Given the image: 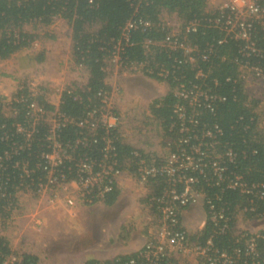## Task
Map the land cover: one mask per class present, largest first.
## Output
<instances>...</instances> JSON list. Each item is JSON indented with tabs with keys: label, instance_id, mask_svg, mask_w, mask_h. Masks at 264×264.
Instances as JSON below:
<instances>
[{
	"label": "trees",
	"instance_id": "trees-1",
	"mask_svg": "<svg viewBox=\"0 0 264 264\" xmlns=\"http://www.w3.org/2000/svg\"><path fill=\"white\" fill-rule=\"evenodd\" d=\"M261 3L264 6V2ZM207 5L208 0H94L92 4L89 0H0V60H6L32 44L35 35L26 30L27 25L48 26L56 17L65 19L72 30L74 64L85 68L88 79L83 88L76 87L70 94L67 91L61 94L59 110L73 119H82L98 110L102 106L103 96L111 92L106 83L107 63L129 20L142 17L156 25L163 12L177 15L186 24L199 20L200 25L195 33L181 37L199 51L195 54L194 63L187 61L181 51L169 53L159 46H150L146 50L144 41L155 44L165 37L166 31L157 26L144 32L141 29L132 31L122 59L129 65H144L146 75L165 82L169 87V91L163 97L152 100L147 109L148 118L156 123L161 139L165 140L163 145L171 142L173 153L180 152L181 147L190 153L192 145H198L202 152L208 154L203 158L201 168L187 172L198 179L193 188L203 199L202 207L206 215L204 226L191 234L183 226L181 216L182 230L190 233L193 241L204 246L212 241L209 254L218 259L217 264H253V259L264 263V231L256 234L241 231L238 234L239 230L236 229L239 213L249 220L264 218V110L259 99L249 102V95L239 80L240 68L246 63L264 69V28L254 23L252 41L258 53L248 56L241 51L242 41L228 38L219 44L225 35L209 22L215 15L206 13ZM207 51L211 52L206 53L208 59L204 61L201 57ZM198 70L203 72V78L196 77ZM193 85H198L214 98L211 109L206 107L204 101L201 106L193 108L187 100L178 96L177 90H190ZM32 102L38 103L45 111L56 109L45 96L39 94L33 97L26 87L8 103L11 113L0 106V159L7 152L11 156L9 160L3 158L0 169V189L6 193V198H0V220L4 223L12 218L11 210L19 190L29 188L36 191L39 184L46 182L45 172L38 168L41 155L51 153L44 142L46 129L38 127L30 143L16 131L17 125H24L28 121V106ZM181 107L186 112L185 125L190 130L189 134L180 132L182 122L177 109ZM206 131L211 132V137L206 136ZM112 134L118 162L122 168L128 166L129 174L139 176L140 158L135 157V152L140 153L147 165L154 160L157 167L163 164L164 157L160 154L138 150L117 130ZM86 136V131L76 126L64 128L59 133L60 142L68 148L73 158V161L65 160L59 170L66 174L73 171L70 178L77 175L74 173L77 171L75 161L98 163L103 158L105 130L100 128L96 131L93 137L96 143L89 141L87 146L77 143ZM185 138L190 140L189 146L181 144L180 141ZM227 153H231L232 158ZM215 156L219 157L216 161L224 169L223 179H219L212 170L211 163ZM16 163H19L18 169L12 168ZM24 164L33 171L30 177L33 181L21 178ZM8 178L11 181H7ZM40 178L42 180L39 181ZM237 178L241 179L242 187L233 189L230 183ZM146 186L148 193L141 202L151 215L155 206L149 207V199L161 196L169 188V183L167 177H148ZM182 189L183 185L177 184L179 193ZM119 194L118 188L109 193L104 205L113 206ZM252 240L258 255L254 258L247 255L248 243ZM212 251H218L217 256ZM224 252L230 256L232 263L220 259V254ZM138 254L118 255L104 262L89 259L85 264H117V260L125 262L137 258ZM12 255L9 241L1 237L0 264H4ZM16 257L14 264H44L34 254L23 253Z\"/></svg>",
	"mask_w": 264,
	"mask_h": 264
},
{
	"label": "built area",
	"instance_id": "built-area-1",
	"mask_svg": "<svg viewBox=\"0 0 264 264\" xmlns=\"http://www.w3.org/2000/svg\"><path fill=\"white\" fill-rule=\"evenodd\" d=\"M261 1L264 2V0H228L218 9H215V11H206L207 14L215 15V18L209 20V22H212L214 26L224 32V39L219 44L226 42L228 38L234 39L242 41L243 46L241 51L246 55L258 53L252 41V28L255 22L264 28V6ZM89 3H94V0H89ZM174 15L163 12L159 16L156 25L142 17H135L129 20L122 29L121 40L113 47L114 51L109 63L117 67L116 70L120 68H136L143 71L145 69L144 65L126 64L122 59V52L130 40L132 31L141 29L144 32L153 26L166 31L165 37L161 42L155 44L149 40L144 41L143 47L146 50H149L150 46H159L162 50L169 53L181 51L187 61L194 63L195 54L199 51L196 46L188 45L181 37H184L183 34L195 33L200 25V21L194 20L186 24L178 18L179 23L177 22V26H175L172 21ZM210 52H205L201 57L202 60H207L208 55L206 53L209 54ZM147 71L151 73V71ZM203 76V72L198 70L196 77L203 78ZM239 80L243 83L249 95L248 100L251 102L255 99L253 95H250L251 89H256L258 85L264 86V69L246 63L240 68ZM30 86H33V84L27 83L25 85L32 96L36 97L37 95H35L33 88H30ZM23 88L21 87L17 93ZM67 88L57 90L59 101L57 104L52 103L56 108L54 111H45L38 103L32 102L28 106V121L24 125L16 126L17 133L21 134L27 143L32 141L34 134L38 132V127H44L46 129L44 142L51 149V153L41 155V163L38 164V168L46 174L44 177L46 182L39 184L36 191H32L29 188L19 190L17 196L20 193H31L38 196L46 195L48 203H51L53 200H57V202L64 201L63 204L73 211L78 205H92L96 202L104 203L106 196L118 188L119 179L126 174L137 178L145 186L148 177H167L169 188L161 196H153L149 199V207L155 206L154 213L151 212L152 218L150 221L155 231L144 248L139 252L137 258H131L125 262L117 260V264H217L218 259L213 258V255L209 254L213 246L212 241H208L206 246L195 242L191 239V234L182 230V225H180L181 211L199 204L200 200H202V196L193 188L198 179L188 175L187 172L201 168V162L203 158L208 157V154L202 152L198 145H192L190 153H187L182 147L179 148L180 152L173 153L171 150L172 143L168 142L166 145V147L168 146V154L164 157V162L160 167L155 166V160L147 165V161L142 158L140 153L135 152V157L140 158V167L137 172L139 176L129 174L127 170L128 166H126L127 168H122L118 162L115 138L111 136L115 130L119 131L120 135L123 132V118L116 111L111 94L103 96L101 100L102 106L98 110L88 113L82 119H73L59 110L61 94L64 91L70 94L71 90L74 89L72 86L69 89ZM177 94L181 99L187 100L188 104L193 108L201 106L202 101H204L206 107L211 109V101L214 99L209 95V92L201 90L198 85H193L190 90L179 89L177 90ZM0 106L5 112L11 113L8 103L1 101V99ZM177 113L178 118L182 122L180 132L189 134L190 130L185 125V109L183 107L178 108ZM191 121L193 122L194 119L192 118ZM69 126H76L82 131H86L87 136L92 137L87 138L86 136L77 140V143L83 146H87L89 141L96 143L93 137L98 129L101 128L106 132V136L102 139L104 141V148L102 149L103 158L101 161L98 163L88 160L75 161V169L77 170L74 171L77 174L75 178H70L73 171L66 174L59 170V167L65 160L73 161L68 148L64 147L59 140V133ZM206 136L211 137V132L206 131ZM180 142L186 146L190 145L188 138ZM196 155L199 156L198 159L195 158ZM227 155L232 158L231 153H227ZM3 158L5 160L11 159L10 153H5V157ZM3 158L0 159V169L2 168ZM218 158V156L213 158L211 167L214 174L219 179H223L222 173L224 169L216 161ZM18 166L19 163H16L12 168L18 169ZM32 172L24 164L22 166L21 178H30ZM30 180L33 181L32 178ZM240 180V178H237L232 181L230 187L233 189L241 188L242 184ZM7 181H11V179L8 178ZM177 184L183 185L180 193L177 191ZM14 189L17 190L18 188L14 187ZM0 198H6V193L2 192L1 189ZM57 198H62L63 201ZM10 206L12 207L13 204H10ZM11 219L5 223L0 220V239L4 237L3 229L7 227V223ZM238 234H241V231H238ZM212 252L217 256L218 251ZM247 255L253 258L258 256L256 254V244L253 240L248 243ZM221 258L224 259L225 263H232L230 256L225 252L220 254ZM190 259H193V262ZM16 260V256L12 255L4 264H14ZM253 264L264 263L253 259Z\"/></svg>",
	"mask_w": 264,
	"mask_h": 264
},
{
	"label": "rangeland",
	"instance_id": "rangeland-1",
	"mask_svg": "<svg viewBox=\"0 0 264 264\" xmlns=\"http://www.w3.org/2000/svg\"><path fill=\"white\" fill-rule=\"evenodd\" d=\"M221 1L210 0L208 11H215L227 0ZM172 21L175 26H177V22L179 23V19L175 15L172 17ZM31 29L33 28L26 26V30L31 32ZM52 44L54 45V43ZM67 49V47L55 49L50 57L51 62L44 66V73L37 71L40 75L43 74V77L46 76L47 80H40L39 85L37 84L33 88L35 95L42 94L47 101L55 102L53 98L59 96L57 90L71 86L83 88L87 84L88 75L85 68L74 66L69 62L72 54L71 51L68 53ZM107 64L106 83L111 88L113 105L123 118V138H128V143L134 144L138 150L166 157L168 151L167 147L163 145L165 140L161 139L156 123L148 118L147 109L152 100L163 97L169 91L168 85L149 77L140 69L120 68L116 70L117 67L109 62ZM20 80L15 92L7 95L0 94L1 101L9 103L17 95V91L21 87H25L24 80ZM250 95L257 99L262 98L260 100L261 109L264 110V86L258 85L256 89L252 88ZM119 187H122L119 202L112 208L105 206L104 203L96 202L92 205H78L72 211L63 204L62 198L57 199L63 202L53 200L51 203H47L46 200L42 202L26 197L18 204L20 216L16 223H9V221L5 228L7 229L5 233L7 236L9 235L8 238L11 241L10 247L13 256L35 253L44 264H85L89 259H97L100 262L114 259L120 255L119 251L126 249L122 248L123 244L121 243L122 237L127 233L125 229L128 228V233H131L130 228L134 224L138 225V219L141 220L142 225L146 226L152 218L148 208L145 209L141 202V199H144L148 193L147 186L137 178L126 174L119 179ZM123 202L129 203V206L125 204L127 209L125 208L126 212L122 215L120 211L123 208ZM132 202L140 206L141 218H139ZM202 202L203 199L199 204L191 206L189 210L201 213ZM40 203H42V207ZM57 205H61L63 208ZM37 208L40 209L37 210ZM183 211H181V216ZM127 213L126 221L130 219L131 224L124 225L123 220L120 221ZM195 213H192V216ZM199 222L200 220L191 219L188 216L183 217V226L191 234L194 233L191 231L192 228H195ZM147 227L152 235L155 231L153 225L148 223L145 229ZM236 229L253 233L264 231V218L249 220L244 214L239 213ZM137 238L139 239V237ZM190 260L193 262V259Z\"/></svg>",
	"mask_w": 264,
	"mask_h": 264
},
{
	"label": "crops",
	"instance_id": "crops-1",
	"mask_svg": "<svg viewBox=\"0 0 264 264\" xmlns=\"http://www.w3.org/2000/svg\"><path fill=\"white\" fill-rule=\"evenodd\" d=\"M209 1L210 0H208V5H207V9H206L207 12H209L208 11ZM28 26L33 28V29H31V33L35 35V40L32 42V44L29 47H26V48L18 51L17 53L12 55L10 58H8L6 60H0V94L1 95L10 94L13 91L15 92L18 89V86H19L18 83L21 81L20 79L24 80V82H25L24 85H27V83L33 84V86H30V88H35L37 86V84L39 85L38 82L40 80H47L46 76H45L46 78L43 77L42 76L43 74L40 75L37 71H42L44 73V70H45L44 66H46L47 64H49V62H51L50 57L52 56L53 51L55 49H57L58 47H60V48L67 47L68 53H70V51H71V54H72V52H73L72 30L70 29V25L68 24V22L65 19H63L61 17H56L51 22V24L48 26H45V25H36V26L35 25H28ZM49 43H51V44L49 45ZM52 43H54V45ZM67 60H69V59H67ZM69 62L71 64H73L74 66H76L74 64L72 55H71V60H69ZM255 99H257V98H255ZM53 100L55 102H50V103L57 104V102L59 101V96H57V98H55V99L53 98ZM259 100H262V98L260 97ZM121 188L122 187L118 188L119 191ZM17 193L15 194L16 201L14 202V206H13L14 208L12 209V212H11L12 219L10 220L9 223H16L17 218L20 216L19 215L20 210H19L18 204H20L19 202L22 201L23 199H25L26 197L27 198L31 197L34 200L38 199L39 201H42V202L44 200L48 199V197L46 195H44V196L39 195L38 196L35 194H31V193H20L17 196ZM119 197H120V194L118 196V199H119ZM118 199L115 202V204L119 202ZM40 204L42 207V203H40ZM125 204L127 206H129V203L123 202V208L120 211L122 213V215H123V213L126 212V209H127ZM132 204L135 206L136 211L139 215V218H141L142 214L140 216V213H141L140 212V206H137L136 203H133V202H132ZM143 205H144V203H143ZM57 206L60 207L61 205H57ZM113 206H111L109 208H112ZM20 207H21V205H20ZM144 208L146 209L145 205H144ZM189 208L185 209L182 212V216L184 218L188 216V218L191 217V219L200 220L199 224H197V226L195 228H192V230H191L192 232L195 233V232L199 231L204 226L206 215H205V212L203 210V207H202L201 213H198V212L195 213V212L189 210ZM38 209H40V208H37V210ZM47 209H50V207H47ZM79 211H80V208L78 209L77 212L79 213ZM192 213H195V215L192 216ZM127 215H128V213L124 214L125 217L122 218L120 221V222H122V220H123L124 225H126L128 223L131 224L130 219L128 221H126ZM138 221H139L138 225L134 224L133 227L130 228V230H132L131 233H128L129 232L128 228L125 229V231L127 230V233H126V235H124V237H122L121 243L123 244L122 248H126V249L124 251H119V252H121L120 255H131V254L140 252L144 248L147 241L150 239L151 233H150L149 227H147L146 229H145V227L148 225V223L151 224V222H150L151 219H150V221L147 222L146 226H144L140 223L141 220L138 219ZM10 226H12V225L10 224ZM6 231H7V229H5L3 231L4 237L7 238V240L10 242L9 243V245H10L11 241L8 238L9 235L7 236V234L5 233ZM255 233H257V232H255ZM137 237H139V239ZM126 242H127V244H126ZM31 254L36 255L35 253H31Z\"/></svg>",
	"mask_w": 264,
	"mask_h": 264
}]
</instances>
